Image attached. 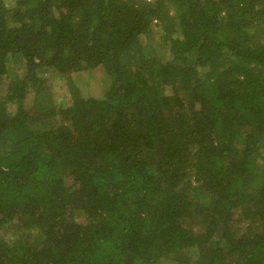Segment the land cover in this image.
<instances>
[{
	"label": "trees",
	"instance_id": "trees-1",
	"mask_svg": "<svg viewBox=\"0 0 264 264\" xmlns=\"http://www.w3.org/2000/svg\"><path fill=\"white\" fill-rule=\"evenodd\" d=\"M0 264H264V0H0Z\"/></svg>",
	"mask_w": 264,
	"mask_h": 264
},
{
	"label": "rangeland",
	"instance_id": "rangeland-1",
	"mask_svg": "<svg viewBox=\"0 0 264 264\" xmlns=\"http://www.w3.org/2000/svg\"><path fill=\"white\" fill-rule=\"evenodd\" d=\"M99 79H100V73H91L87 75V87L89 93L96 95L100 91V85H99Z\"/></svg>",
	"mask_w": 264,
	"mask_h": 264
}]
</instances>
